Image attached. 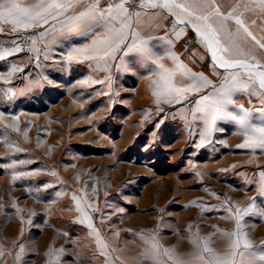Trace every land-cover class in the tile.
<instances>
[{
	"label": "rangeland",
	"instance_id": "1",
	"mask_svg": "<svg viewBox=\"0 0 264 264\" xmlns=\"http://www.w3.org/2000/svg\"><path fill=\"white\" fill-rule=\"evenodd\" d=\"M18 2L27 7L36 0ZM234 3L216 0L224 15ZM138 4L134 0V6ZM251 7L253 11L245 13L241 6L237 14L243 13L241 19L261 39L264 15L257 6ZM196 16L190 19L200 23ZM152 19L146 18L143 32L165 67L175 69L183 62L214 82L217 72L224 74L213 65L194 29L177 26V31L183 30L177 39L171 31L174 17L162 16L148 27ZM225 23L233 32L238 27L234 20ZM34 31L38 30L23 34ZM12 36L0 34V44H10ZM91 39V35L61 38L52 47L56 62L40 60V67L27 51L0 61V264H104L113 257H119L120 264H153L143 258L141 239L153 235L173 250L174 259L200 264L193 259L199 248L192 233L202 238L201 246L206 240L222 255L229 244L227 233L236 231L237 222L225 202L241 210L249 203H264L258 197L264 150L237 147L246 137L231 120L218 121L207 141L197 147L203 123L190 126L191 117L178 118L173 106L155 103L154 64L126 73L115 66L120 61H110L107 70L89 61L61 62L71 47L90 44ZM254 53L264 63V51L256 47ZM13 65L22 71L9 75ZM175 78L181 80L179 71ZM82 80L88 83L81 84ZM233 98L235 105L229 110L242 114L236 106L242 105L252 110V122L260 123L257 110L264 104L257 97L236 92ZM12 161L17 163L9 168ZM21 172L30 174L14 179ZM241 231L260 251L264 216L246 215ZM20 243L24 252L17 260Z\"/></svg>",
	"mask_w": 264,
	"mask_h": 264
},
{
	"label": "snow or ice",
	"instance_id": "2",
	"mask_svg": "<svg viewBox=\"0 0 264 264\" xmlns=\"http://www.w3.org/2000/svg\"><path fill=\"white\" fill-rule=\"evenodd\" d=\"M101 4L106 6L101 7ZM251 5L257 6L260 15H264V0H249V3L243 5L237 0L227 15L221 12L216 0H139L136 6L134 0H36V3L27 7L18 0H0V34L5 32L13 34L10 44H0V61L12 56L13 53L27 51L33 54L29 59L37 62L36 67L41 66L38 63L40 60H53L55 63L52 47L61 38L69 35H91L90 44L71 47L61 62L89 61L94 62L96 68L107 70L110 61L114 63L120 61L122 63H115V66L122 68L126 73H133L149 63L154 64L158 69L154 73L156 79L152 81L155 103L173 106L172 110L179 114L178 118L188 120L191 117L190 126L197 121L203 123L201 144L197 147L207 141L218 121L231 120L243 129L246 137L244 143L237 147L264 150V107L257 110L261 113L258 117L260 123H253L252 110L245 109L242 105H236L242 114L238 115L229 110L230 105H235L233 94L236 92H247L264 104V63L258 62L254 53L256 47L264 51L262 42L264 37L258 39L241 19L243 13L237 14L241 6L245 12L253 11ZM197 13L200 15L196 16ZM162 16L175 18L171 31L177 39L183 35L182 29L176 30L177 26L186 25L194 29L200 37V43L210 53L213 65L217 69H223L224 74L220 75L217 72L215 74L217 80L214 82L204 73L193 72L183 62H178L175 69L165 67L161 63L163 57L153 51L149 45L150 37L146 38L143 32L146 18H153L147 25L151 27L155 20ZM193 16H196L200 23H193L190 19ZM228 20H234L238 26L235 32L229 30L225 23ZM251 22L256 23L255 20ZM155 26L160 27L159 24ZM27 29L38 31L24 35ZM249 38L254 42L251 46ZM21 44L26 47L22 48ZM168 55L177 60L174 54ZM18 71L22 69L13 65L9 75ZM177 71L182 76L179 81L175 78ZM106 80L110 82L111 77H106ZM87 83V80L81 81V84ZM182 108H187V113L181 111ZM157 110L163 112L162 108ZM163 122V118L156 122L157 129ZM16 163L17 161H12L8 167L12 168ZM29 174L17 173L14 179ZM51 175L56 176V173L52 172ZM259 175L261 180L258 197L264 198V171ZM48 186L50 185H45ZM56 195L59 196L60 193ZM255 200L257 197H253V201ZM224 207L229 212H235L237 219L236 231L227 233L228 248L222 255L216 254L208 247L206 240L201 246L202 238L198 233H192L193 243L199 248L193 259L200 264H264V242L260 246V251H257L251 240L241 231V221L246 215L264 216V203L261 205L249 203L241 210L232 208L226 201ZM120 211L123 212L124 209L121 208ZM88 226L93 227L92 224ZM233 236L236 238L232 239ZM141 239L145 242L143 258L152 260L153 264H192V261L174 259L173 250L160 244L156 235L142 236ZM99 242L100 237L97 236V243ZM100 246L103 250L108 249L106 244ZM18 247L20 252L17 253L16 259L20 260L21 253L24 252L23 243ZM103 250L100 255L104 254ZM104 264H120L119 257H113L111 261L105 260Z\"/></svg>",
	"mask_w": 264,
	"mask_h": 264
},
{
	"label": "crops",
	"instance_id": "3",
	"mask_svg": "<svg viewBox=\"0 0 264 264\" xmlns=\"http://www.w3.org/2000/svg\"><path fill=\"white\" fill-rule=\"evenodd\" d=\"M218 1H220V0H218ZM241 0H239V2H240ZM233 2H235V3H237V0H233ZM245 2V0H242V5H243V3ZM234 3V4H235ZM246 13V12H245ZM245 13H244V15H245ZM253 18V16H251V17H249L247 20H249V19H252ZM262 20V19H261ZM181 79H182V76H181ZM177 81H179L178 79H176Z\"/></svg>",
	"mask_w": 264,
	"mask_h": 264
}]
</instances>
